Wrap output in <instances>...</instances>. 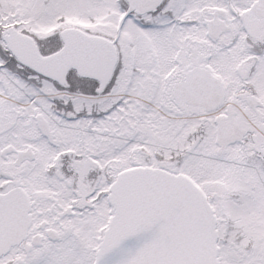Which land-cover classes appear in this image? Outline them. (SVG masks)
I'll return each mask as SVG.
<instances>
[{"label":"snow or ice","instance_id":"1","mask_svg":"<svg viewBox=\"0 0 264 264\" xmlns=\"http://www.w3.org/2000/svg\"><path fill=\"white\" fill-rule=\"evenodd\" d=\"M0 264H264V0H0Z\"/></svg>","mask_w":264,"mask_h":264}]
</instances>
